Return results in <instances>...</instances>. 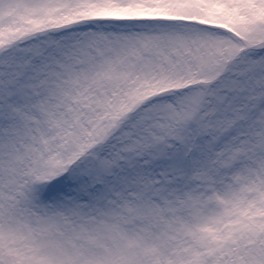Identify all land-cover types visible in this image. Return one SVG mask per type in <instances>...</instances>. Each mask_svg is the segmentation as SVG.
Returning <instances> with one entry per match:
<instances>
[{"label":"snow or ice","instance_id":"6c2138e0","mask_svg":"<svg viewBox=\"0 0 264 264\" xmlns=\"http://www.w3.org/2000/svg\"><path fill=\"white\" fill-rule=\"evenodd\" d=\"M0 264H264V0H0Z\"/></svg>","mask_w":264,"mask_h":264}]
</instances>
